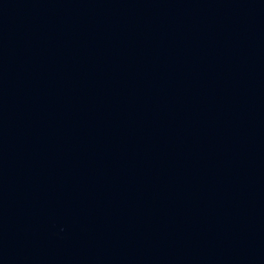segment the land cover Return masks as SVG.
<instances>
[{
	"label": "water",
	"instance_id": "obj_1",
	"mask_svg": "<svg viewBox=\"0 0 264 264\" xmlns=\"http://www.w3.org/2000/svg\"><path fill=\"white\" fill-rule=\"evenodd\" d=\"M0 264H264V0H0Z\"/></svg>",
	"mask_w": 264,
	"mask_h": 264
}]
</instances>
